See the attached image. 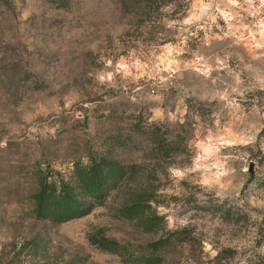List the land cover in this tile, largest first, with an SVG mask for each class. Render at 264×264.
Listing matches in <instances>:
<instances>
[{
  "label": "rangeland",
  "instance_id": "obj_1",
  "mask_svg": "<svg viewBox=\"0 0 264 264\" xmlns=\"http://www.w3.org/2000/svg\"><path fill=\"white\" fill-rule=\"evenodd\" d=\"M143 2L0 0L7 264H264V0ZM103 159L90 214L37 217Z\"/></svg>",
  "mask_w": 264,
  "mask_h": 264
},
{
  "label": "trees",
  "instance_id": "obj_2",
  "mask_svg": "<svg viewBox=\"0 0 264 264\" xmlns=\"http://www.w3.org/2000/svg\"><path fill=\"white\" fill-rule=\"evenodd\" d=\"M125 3L131 2H149L150 0H123ZM143 2V3H144ZM118 168L112 161L106 159L101 160L99 163L87 168L79 174V182L84 193L89 197L92 202L90 206L80 203L74 196L66 191L57 192L54 188L44 187L43 190L36 196L37 210L36 215L39 218H50L59 223H65L76 218L87 216L91 212V208L100 203V199L104 196L105 189H109L110 183L115 178V171ZM136 214L141 213L139 207L134 208ZM173 235V234H172ZM166 235L165 239L160 240L157 244L153 245L156 249L165 248L168 250L174 241V235ZM91 244L96 245L106 252L119 253L123 249L115 241L107 240L104 238H92ZM127 251V250H126ZM126 254H129L128 252ZM130 256V254L128 255ZM133 260L144 262V264L153 263L154 259L151 257H138L134 255ZM0 264H7L2 257H0Z\"/></svg>",
  "mask_w": 264,
  "mask_h": 264
}]
</instances>
